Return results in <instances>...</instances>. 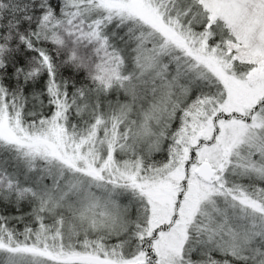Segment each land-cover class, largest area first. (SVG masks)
<instances>
[{
    "label": "snow or ice",
    "instance_id": "6c2138e0",
    "mask_svg": "<svg viewBox=\"0 0 264 264\" xmlns=\"http://www.w3.org/2000/svg\"><path fill=\"white\" fill-rule=\"evenodd\" d=\"M0 264H264V0H0Z\"/></svg>",
    "mask_w": 264,
    "mask_h": 264
},
{
    "label": "trees",
    "instance_id": "16d2710c",
    "mask_svg": "<svg viewBox=\"0 0 264 264\" xmlns=\"http://www.w3.org/2000/svg\"><path fill=\"white\" fill-rule=\"evenodd\" d=\"M24 210H25V211H27L28 209H27V208H25Z\"/></svg>",
    "mask_w": 264,
    "mask_h": 264
}]
</instances>
